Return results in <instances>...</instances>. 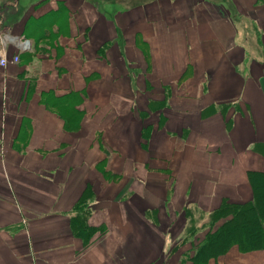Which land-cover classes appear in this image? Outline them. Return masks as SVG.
<instances>
[{"label":"crops","instance_id":"1","mask_svg":"<svg viewBox=\"0 0 264 264\" xmlns=\"http://www.w3.org/2000/svg\"><path fill=\"white\" fill-rule=\"evenodd\" d=\"M0 28L33 43L0 65V264H179L201 214L252 198L264 0H0ZM70 92L78 115L42 102ZM87 186L105 230L84 247L69 221ZM193 219L208 228L186 238Z\"/></svg>","mask_w":264,"mask_h":264},{"label":"trees","instance_id":"2","mask_svg":"<svg viewBox=\"0 0 264 264\" xmlns=\"http://www.w3.org/2000/svg\"><path fill=\"white\" fill-rule=\"evenodd\" d=\"M79 95L78 92H70L64 96H52L53 99L43 96L42 102L47 107L59 108V112L66 111L68 114L65 117L68 118L70 112L77 115L80 113V110L75 108V103L80 100ZM222 105L220 104L218 107L221 108ZM67 118L65 119L67 120ZM256 148L264 154V143L257 144ZM247 177L252 188V198L246 202L223 200L209 214L210 228L183 254L182 262L190 260L191 264H207L210 257H216L220 250L226 249L234 241L241 249L264 248V170L250 169L247 171ZM88 192L90 191L85 190L74 204L70 215L73 233L82 239L84 247L90 244L96 232L101 234L105 230L102 225L94 226L88 222L92 199V194L90 193L91 196H89ZM247 215L253 219L251 223L245 220L244 216ZM221 219L222 221L212 228ZM238 226L242 229V238L237 236L240 231ZM193 230L191 229V231ZM187 234L190 237V232ZM233 235L235 236L232 237ZM247 246L248 248H245ZM215 252L217 253L215 254Z\"/></svg>","mask_w":264,"mask_h":264},{"label":"rangeland","instance_id":"3","mask_svg":"<svg viewBox=\"0 0 264 264\" xmlns=\"http://www.w3.org/2000/svg\"><path fill=\"white\" fill-rule=\"evenodd\" d=\"M42 31H44L46 34H47V32H49V30H42ZM42 37V36H41ZM40 36H39V38H41ZM44 37V36H43ZM23 38H26L27 40H28V43L26 44V49L24 50V52H28L29 50H31L32 48H33V43H32V40L29 38V37H27V36H23ZM38 38V39H39ZM41 43H43L42 41H41ZM23 52V53H24ZM20 59V58H19ZM19 61V60H18ZM48 109H50V110H52V111H54V112H59V108H53V107H48ZM66 114H68L66 111H64V112H59V115L62 117V118H64V116L66 115ZM76 119H78V117L76 118ZM64 121H65V119H64ZM65 127H71V126H69V124H67V125H65ZM104 174H105V177L107 176V178H109V179H112L113 177H112V175L111 174H109V173H106V172H103ZM250 183V182H249ZM251 185V184H250ZM87 190L88 191H90V192H88L89 193V196H91V194L93 195V190L90 188V186H87ZM91 193V194H90ZM15 199V201L17 202V200H16V198H14ZM19 207V206H18ZM201 216H203L205 219H207V218H209L208 217V215L207 214H201ZM20 217H21V219H23V223H25V219H24V215H23V213L20 211ZM245 217V220L246 221H248V222H252V218L249 216V215H247V216H244ZM201 219V218H200ZM204 219V220H205ZM206 221H209V219L208 220H206ZM201 221H198V223H200ZM202 224V223H201ZM206 227L208 228V226L207 225H202V226H200V227H196L195 226V220L193 219L192 220V224L189 226V228H188V226H187V228L188 229H186V232H185V234L187 233V232H190V237L191 238H193V236L196 234V233H198V232H201L199 235H202L203 234V231L206 229ZM69 228H70V231H71V233H73V230H72V228H71V224H70V221H69ZM238 228H239V233L237 234V236L238 237H241L242 238V229H241V227L240 226H238ZM237 228V229H238ZM191 229H194L193 231H191ZM196 229V230H195ZM198 229H200L199 231H198ZM198 231V232H197ZM74 234V233H73ZM185 234L183 235V236H185ZM75 235V234H74ZM182 236V237H183ZM188 236H189V234H187V237L186 238H188ZM235 235H233L232 237H234ZM236 236V237H237ZM79 237V236H78ZM90 245V244H89ZM175 246H176V244H175ZM87 247V246H86ZM235 248L236 249V254H231L232 252H230L229 254H230V256H229V260H230V264H238L240 261H242L243 262V257H244V254L246 253V252H249V251H252V250H261V249H264V248H258V249H241L240 247H239V245L237 244V243H235V241L234 242H231L229 245H228V247L225 249H223V250H220V253L216 256V257H210V259H215V258H217L219 255H223V254H225V253H227V252H229L232 248ZM245 248H248V246L247 247H245ZM174 249H175V247H170L169 246V248H167V252H169V256H171V254L173 253V251H174ZM217 252H215V254H216ZM181 259V258H180ZM181 264H185V262H180ZM179 263V264H180ZM187 263H189V264H191V261L190 260H188V262ZM207 263H208V261H207ZM217 264V263H216ZM219 264H221V263H219ZM245 264V263H244Z\"/></svg>","mask_w":264,"mask_h":264},{"label":"built area","instance_id":"4","mask_svg":"<svg viewBox=\"0 0 264 264\" xmlns=\"http://www.w3.org/2000/svg\"><path fill=\"white\" fill-rule=\"evenodd\" d=\"M11 43L16 48V53L8 59L6 54V44ZM28 40L23 38V36L10 34L0 28V65H5L10 62H17L19 60L20 54L26 49V44Z\"/></svg>","mask_w":264,"mask_h":264}]
</instances>
